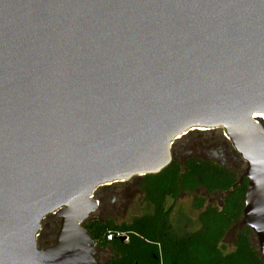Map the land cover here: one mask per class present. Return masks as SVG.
I'll use <instances>...</instances> for the list:
<instances>
[{
    "label": "water",
    "instance_id": "1",
    "mask_svg": "<svg viewBox=\"0 0 264 264\" xmlns=\"http://www.w3.org/2000/svg\"><path fill=\"white\" fill-rule=\"evenodd\" d=\"M261 116L264 0H0V264H97L94 192L217 129L245 162L242 225L264 258Z\"/></svg>",
    "mask_w": 264,
    "mask_h": 264
},
{
    "label": "trees",
    "instance_id": "2",
    "mask_svg": "<svg viewBox=\"0 0 264 264\" xmlns=\"http://www.w3.org/2000/svg\"><path fill=\"white\" fill-rule=\"evenodd\" d=\"M264 129V119L259 121ZM172 161L155 175L136 177L125 183L97 189L93 198L99 202L97 213L109 211L104 193L119 186L140 197L143 213L130 222H117L92 214L82 226L95 244L97 264H264L251 230L242 225V211L247 180L245 162L224 137L221 130L194 131L176 141ZM114 194V192H113ZM182 194L193 197L199 210L198 228L188 232L179 219L172 224V203ZM53 233L45 238L46 228ZM59 220L47 216L41 223L37 246L54 243ZM235 233L233 250L224 253V240ZM111 240H107V236ZM124 237V240L122 239ZM109 255L102 259L101 253Z\"/></svg>",
    "mask_w": 264,
    "mask_h": 264
},
{
    "label": "rangeland",
    "instance_id": "3",
    "mask_svg": "<svg viewBox=\"0 0 264 264\" xmlns=\"http://www.w3.org/2000/svg\"><path fill=\"white\" fill-rule=\"evenodd\" d=\"M264 119V118H263ZM114 192V194H113ZM106 199L104 202L110 204L108 206L109 211L104 212V215H99L97 210L93 213L94 216H101L102 218H112L117 224L122 222H130L134 217L140 216L143 213V206L141 205L140 197H132L131 189L125 186H119L114 188L112 191H107L104 194ZM98 202V201H97ZM99 204V202H98ZM173 204L172 213L170 216V221L172 224H176L179 219L187 223L186 230L188 232L194 231L198 228L197 216L200 213L193 207V197L190 194L180 195L175 202L172 203L171 200H167L166 206L169 207ZM99 206V205H98ZM92 215V214H91ZM45 238H48L50 234L53 233L51 226L46 228ZM235 241V233L230 231L224 240V253L231 252L233 248V242ZM97 253V251H96ZM96 255V254H95ZM102 259L108 257V253H101Z\"/></svg>",
    "mask_w": 264,
    "mask_h": 264
},
{
    "label": "built area",
    "instance_id": "4",
    "mask_svg": "<svg viewBox=\"0 0 264 264\" xmlns=\"http://www.w3.org/2000/svg\"><path fill=\"white\" fill-rule=\"evenodd\" d=\"M253 119H256V117H253ZM107 240H111V236H107Z\"/></svg>",
    "mask_w": 264,
    "mask_h": 264
},
{
    "label": "bare ground",
    "instance_id": "5",
    "mask_svg": "<svg viewBox=\"0 0 264 264\" xmlns=\"http://www.w3.org/2000/svg\"><path fill=\"white\" fill-rule=\"evenodd\" d=\"M260 118H261V119H263V118H264V116H261Z\"/></svg>",
    "mask_w": 264,
    "mask_h": 264
}]
</instances>
